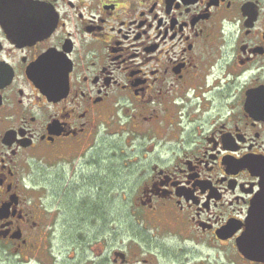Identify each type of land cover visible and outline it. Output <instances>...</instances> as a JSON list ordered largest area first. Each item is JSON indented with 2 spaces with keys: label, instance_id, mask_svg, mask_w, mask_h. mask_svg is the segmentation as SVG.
<instances>
[{
  "label": "flooded vegetation",
  "instance_id": "1",
  "mask_svg": "<svg viewBox=\"0 0 264 264\" xmlns=\"http://www.w3.org/2000/svg\"><path fill=\"white\" fill-rule=\"evenodd\" d=\"M263 164L264 0H0V264H264Z\"/></svg>",
  "mask_w": 264,
  "mask_h": 264
},
{
  "label": "rangeland",
  "instance_id": "2",
  "mask_svg": "<svg viewBox=\"0 0 264 264\" xmlns=\"http://www.w3.org/2000/svg\"><path fill=\"white\" fill-rule=\"evenodd\" d=\"M107 154V152H106ZM109 170V168L101 171V175L104 176V173H106L107 171ZM112 173H113V170H111ZM99 178V177H98ZM98 178H96L97 181L95 182H100L98 180ZM119 181H121V179H115L113 181V184L114 183H118ZM95 186V185H94ZM84 193V192H83ZM83 193L79 194V197H78V209L80 210L81 214H84L85 215V220L86 221H89V218H92V213L88 214L87 216V213L92 209V207L94 206L95 208H100V214L103 215L104 213H109L110 210H112L110 212V221H111V233L114 234V236H110L108 235L107 233H103L104 228L102 227V224H99V234L100 235V239L104 238V237H117V241H120L123 237H124V231H125V228L123 226H119L120 224L118 223V220L121 219V218H125L124 217V211L123 209L121 208V204H120V201H118L119 203L113 201L111 203V206H110V203L108 201L109 198H107L106 196H100V198H98V196H95L94 198L92 197H88V196H85ZM83 196L82 200L80 201L81 197ZM98 216L100 215L99 212H97ZM87 216V218H86ZM114 219H117V222H113ZM101 223V222H100ZM254 243L255 244V241L254 240H250V244Z\"/></svg>",
  "mask_w": 264,
  "mask_h": 264
},
{
  "label": "water",
  "instance_id": "3",
  "mask_svg": "<svg viewBox=\"0 0 264 264\" xmlns=\"http://www.w3.org/2000/svg\"><path fill=\"white\" fill-rule=\"evenodd\" d=\"M253 99L250 96V104L252 103ZM263 190H261L259 197L264 195V184ZM251 225V226H250ZM249 227L252 228L251 232L247 233L246 236L250 237L251 239L260 238L255 242L258 244L260 248H264V208L257 206V203L254 202L252 214L250 216V224ZM252 253V251H250Z\"/></svg>",
  "mask_w": 264,
  "mask_h": 264
}]
</instances>
